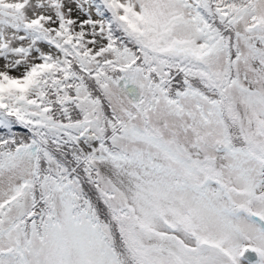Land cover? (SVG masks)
Masks as SVG:
<instances>
[{
    "label": "snow or ice",
    "instance_id": "6c2138e0",
    "mask_svg": "<svg viewBox=\"0 0 264 264\" xmlns=\"http://www.w3.org/2000/svg\"><path fill=\"white\" fill-rule=\"evenodd\" d=\"M0 264H264V0H0Z\"/></svg>",
    "mask_w": 264,
    "mask_h": 264
}]
</instances>
